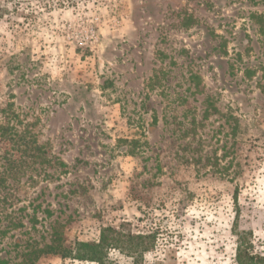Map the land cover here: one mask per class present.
<instances>
[{
    "label": "rangeland",
    "instance_id": "374dc122",
    "mask_svg": "<svg viewBox=\"0 0 264 264\" xmlns=\"http://www.w3.org/2000/svg\"><path fill=\"white\" fill-rule=\"evenodd\" d=\"M17 5L0 0V123L46 158L0 185V264L120 223L153 234L139 264H237L233 231L264 256V0Z\"/></svg>",
    "mask_w": 264,
    "mask_h": 264
},
{
    "label": "trees",
    "instance_id": "16d2710c",
    "mask_svg": "<svg viewBox=\"0 0 264 264\" xmlns=\"http://www.w3.org/2000/svg\"><path fill=\"white\" fill-rule=\"evenodd\" d=\"M15 9L18 8L20 0H6ZM14 131V132H12ZM25 131H16L15 126L9 122L0 123V142L4 145V154L0 155V185L6 182V178H14L16 174L26 167L28 163H39L45 161V152L38 145L34 135H26ZM7 142L16 146L18 155L9 156L10 149H5ZM22 148V149H21ZM21 163V164H18ZM7 197L2 202L5 204ZM127 223H120L118 226H103L100 228L99 237L93 241H76L72 246L63 245V238L57 231L51 238L49 244L42 247H30L23 254V261L26 264H33L44 255H59L61 258H71L80 261L106 264L109 249H118L120 252L130 256L133 264H139L144 252L153 247V234H142L132 232L126 228ZM233 233L237 236L234 253V261L237 264H264V256L254 253L251 250V243L248 242L245 232Z\"/></svg>",
    "mask_w": 264,
    "mask_h": 264
}]
</instances>
